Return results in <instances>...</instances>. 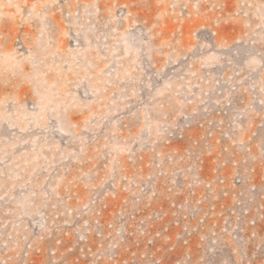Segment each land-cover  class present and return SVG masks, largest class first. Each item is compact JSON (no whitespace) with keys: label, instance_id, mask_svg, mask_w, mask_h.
<instances>
[{"label":"rangeland","instance_id":"obj_1","mask_svg":"<svg viewBox=\"0 0 264 264\" xmlns=\"http://www.w3.org/2000/svg\"><path fill=\"white\" fill-rule=\"evenodd\" d=\"M256 94L264 0H0V264L87 204L200 241L220 180L256 183Z\"/></svg>","mask_w":264,"mask_h":264},{"label":"built area","instance_id":"obj_2","mask_svg":"<svg viewBox=\"0 0 264 264\" xmlns=\"http://www.w3.org/2000/svg\"><path fill=\"white\" fill-rule=\"evenodd\" d=\"M256 114L264 117V96L260 94H256ZM220 184L221 205L211 201L201 226H185L189 236L200 227L208 229L200 241L181 235L179 218L171 225L176 240L166 244L157 240L161 229L150 225L144 209L87 204L56 216L59 221L53 230L59 234L50 235L51 246L37 249L39 264H166L167 258L171 264H264V122L256 128V183L245 189V179L238 175L231 180L223 177ZM210 192L212 198L214 190ZM227 197L232 206L225 205ZM155 216L165 217L166 213ZM179 246L186 249L183 254ZM27 255L24 264H38Z\"/></svg>","mask_w":264,"mask_h":264}]
</instances>
